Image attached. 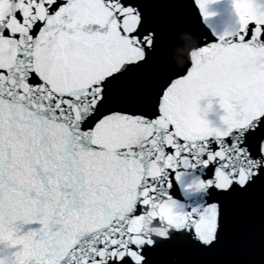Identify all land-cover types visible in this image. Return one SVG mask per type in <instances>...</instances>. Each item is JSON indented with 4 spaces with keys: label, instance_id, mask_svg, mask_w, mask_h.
<instances>
[{
    "label": "snow or ice",
    "instance_id": "snow-or-ice-1",
    "mask_svg": "<svg viewBox=\"0 0 264 264\" xmlns=\"http://www.w3.org/2000/svg\"><path fill=\"white\" fill-rule=\"evenodd\" d=\"M214 2L0 0V264H264V16L151 68Z\"/></svg>",
    "mask_w": 264,
    "mask_h": 264
},
{
    "label": "water",
    "instance_id": "water-1",
    "mask_svg": "<svg viewBox=\"0 0 264 264\" xmlns=\"http://www.w3.org/2000/svg\"><path fill=\"white\" fill-rule=\"evenodd\" d=\"M193 8L192 12L190 13L186 25H184L183 22L177 21L175 24L176 32L178 33L182 28L185 27H191L195 28L197 27L198 30L202 31L205 35L218 38L219 35H222L226 30L229 29V27H235L237 25V22L233 18H225L224 16L218 14V9H224V8H230L232 12H234L233 7V0H216V2L209 5L208 11L210 13H215V15L209 16L207 20L203 17V15L200 13V10L195 5H191ZM228 11V10H225ZM218 22V23H217ZM170 37L165 41L166 45L170 47ZM178 43L174 45L171 49L166 51H161L158 55L162 61L167 60L169 61V64L166 65L164 68L155 71L158 73H163L172 70L174 65L170 62L175 55L177 59L180 58L181 53L174 52V49L180 48L183 46V41L180 38V35L178 33L177 35ZM208 104L207 100L201 101V107H206ZM223 116V110L219 107L218 103L213 102L212 109L207 113L206 118L213 124L217 125L220 123V118ZM199 197L198 196H191L188 199L189 203L195 204L198 202Z\"/></svg>",
    "mask_w": 264,
    "mask_h": 264
},
{
    "label": "clouds",
    "instance_id": "clouds-1",
    "mask_svg": "<svg viewBox=\"0 0 264 264\" xmlns=\"http://www.w3.org/2000/svg\"><path fill=\"white\" fill-rule=\"evenodd\" d=\"M247 2L249 5L250 15L255 16L257 18L264 16V5L261 4V0H247ZM230 28L231 27H229V29ZM179 35H180L181 40L184 43L182 47L174 49V52L181 53V56L179 59H177L176 56L174 55L170 62L175 64L177 67H182L186 58L191 59L192 53L197 51L196 45L198 43V40H197L196 35L192 32V30L187 27L182 28L179 31ZM168 64H169V61L167 60L162 61L159 55H157L151 63V68L152 70L158 71L164 68ZM154 209H155V206H154ZM145 227L148 230L153 231V232L158 231L157 229H154L152 227V222L150 220L146 223Z\"/></svg>",
    "mask_w": 264,
    "mask_h": 264
}]
</instances>
